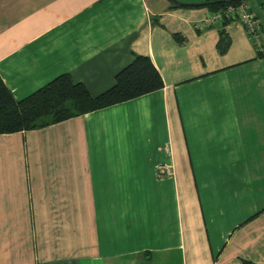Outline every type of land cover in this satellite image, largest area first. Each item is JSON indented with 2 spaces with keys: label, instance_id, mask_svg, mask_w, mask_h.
I'll return each mask as SVG.
<instances>
[{
  "label": "crops",
  "instance_id": "obj_1",
  "mask_svg": "<svg viewBox=\"0 0 264 264\" xmlns=\"http://www.w3.org/2000/svg\"><path fill=\"white\" fill-rule=\"evenodd\" d=\"M207 10L0 0V77L15 98L62 72L94 95L134 53L163 82L0 132V264H264V51L236 20L202 25Z\"/></svg>",
  "mask_w": 264,
  "mask_h": 264
},
{
  "label": "trees",
  "instance_id": "obj_2",
  "mask_svg": "<svg viewBox=\"0 0 264 264\" xmlns=\"http://www.w3.org/2000/svg\"><path fill=\"white\" fill-rule=\"evenodd\" d=\"M241 0H203L208 9ZM179 5L180 3H174ZM185 5L184 3H181ZM264 5V2H261ZM228 21L224 20L222 23ZM223 46L226 36L220 32ZM262 52L256 51V55ZM161 76L147 55L134 53L113 77V82L91 94L81 81L62 72L29 94L15 98L0 77V132L41 127L85 111L109 105L161 87Z\"/></svg>",
  "mask_w": 264,
  "mask_h": 264
},
{
  "label": "built area",
  "instance_id": "obj_3",
  "mask_svg": "<svg viewBox=\"0 0 264 264\" xmlns=\"http://www.w3.org/2000/svg\"><path fill=\"white\" fill-rule=\"evenodd\" d=\"M226 19L229 21L236 20L241 23L246 35L254 44L255 50L259 52L264 51L260 22L244 0L235 4L227 3L216 9L207 10L201 20V24L207 26L217 22L222 23Z\"/></svg>",
  "mask_w": 264,
  "mask_h": 264
},
{
  "label": "water",
  "instance_id": "obj_4",
  "mask_svg": "<svg viewBox=\"0 0 264 264\" xmlns=\"http://www.w3.org/2000/svg\"><path fill=\"white\" fill-rule=\"evenodd\" d=\"M173 1L174 3H184V4H187V5H197V4H202L203 2L200 1V2H191V1H188V2H182V1H178V0H171Z\"/></svg>",
  "mask_w": 264,
  "mask_h": 264
},
{
  "label": "rangeland",
  "instance_id": "obj_5",
  "mask_svg": "<svg viewBox=\"0 0 264 264\" xmlns=\"http://www.w3.org/2000/svg\"><path fill=\"white\" fill-rule=\"evenodd\" d=\"M260 1H262V0H246V2H247V4H248V6H249V8H250V10H252L251 8L253 7V4H255V2H256V4H260ZM263 37V36H262Z\"/></svg>",
  "mask_w": 264,
  "mask_h": 264
}]
</instances>
